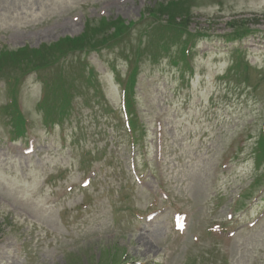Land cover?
<instances>
[{
    "label": "rangeland",
    "instance_id": "374dc122",
    "mask_svg": "<svg viewBox=\"0 0 264 264\" xmlns=\"http://www.w3.org/2000/svg\"><path fill=\"white\" fill-rule=\"evenodd\" d=\"M168 1L0 0V50L79 37L88 22L100 19H121L126 26L111 48L86 57L68 54L40 78L31 74L20 81L17 100L27 131L13 143L16 128L2 112L12 96L0 79V264H183L184 255L193 259L208 248L219 251L217 264H264V216L246 228L264 212V200L233 217L230 228L236 231L229 242L207 231L215 223L226 226L229 205L254 177L249 153L264 115V0H194L187 30L209 37L185 50V62L179 40L164 51L158 32L150 33L154 19L145 9ZM233 18H258V32L241 44L225 43ZM236 49L251 65L250 85L237 74L217 79ZM132 68L138 83L126 95L133 112L127 129L119 99ZM45 79L83 93L71 101L74 112L54 128L46 126L39 108ZM27 139L35 141V152L23 156ZM80 139L85 147H76ZM99 144L104 148L98 157L83 155ZM132 157L143 185L130 175ZM89 170L97 178L80 191L79 178ZM161 178L172 206L187 213L182 236L172 232L170 211L152 224L134 216L155 198ZM114 183L122 184L120 192L112 193ZM70 186L75 188L69 192ZM255 191L263 198L264 183Z\"/></svg>",
    "mask_w": 264,
    "mask_h": 264
}]
</instances>
